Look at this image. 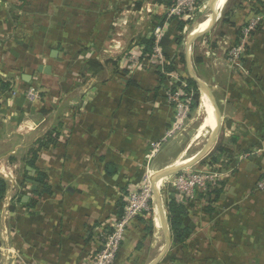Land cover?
<instances>
[{
    "label": "crops",
    "instance_id": "0c3cea01",
    "mask_svg": "<svg viewBox=\"0 0 264 264\" xmlns=\"http://www.w3.org/2000/svg\"><path fill=\"white\" fill-rule=\"evenodd\" d=\"M17 2L0 0V79L11 80V91L0 95V177L8 185L0 208V264H83L88 252L98 247L100 225L140 182L151 144L174 121L164 85L149 63L141 59V68L133 73L125 63V54L138 46V38H150L155 17L165 16L166 6L157 0H26L16 9ZM145 5L154 8L153 15L144 12ZM245 15L246 10L235 14L237 25ZM260 18L264 20V14ZM222 32L219 46L224 49L233 36L227 28ZM191 33L182 29L178 47L173 40L176 26H170L162 40L163 55H185ZM255 40L258 46L238 68L228 66L220 47L214 48L217 58L207 77L219 97L222 123L217 142L231 149L232 176L211 217L220 222L218 228L209 229V218L197 225L189 222L194 229L188 243L198 242L202 255L193 260L187 253L175 264H264V193L254 189L264 172V27ZM194 48L189 52L192 70L208 84V68L201 65L197 70L192 63ZM89 59L106 64L104 70L96 76L85 73ZM40 66L50 67V74L38 72ZM179 75L187 79V69ZM23 76L30 77L29 83ZM131 80L139 87L127 86ZM32 87L35 101L25 96ZM53 129L59 144L41 153L37 162L51 194L28 209L25 204L36 191H31V179L23 180L29 149ZM179 141L163 146L149 163L150 171L189 161L178 162L188 149L180 150ZM198 164L204 165L194 166ZM154 225L160 230L155 218ZM143 237L144 227L132 225L115 264L145 259ZM208 242L212 256L202 263L209 256Z\"/></svg>",
    "mask_w": 264,
    "mask_h": 264
},
{
    "label": "built area",
    "instance_id": "2783aa9c",
    "mask_svg": "<svg viewBox=\"0 0 264 264\" xmlns=\"http://www.w3.org/2000/svg\"><path fill=\"white\" fill-rule=\"evenodd\" d=\"M204 5L201 0H175L172 6L165 7L164 15L167 21L162 25L152 27L149 33V37L153 39L152 52L148 58L149 65L162 67L167 63L162 53L161 42L169 32L171 19L184 22L185 31L188 29L192 30L199 23L202 6ZM153 10L154 8L151 5H145L144 7V12L148 15H153ZM259 21V17L253 18L242 28L241 39L237 45L233 46L232 42L223 44L222 58H224V62L228 66L238 68L239 59L245 52V47L249 44L250 34L256 30ZM213 43L218 45L222 44L223 41L220 37L213 38V35L205 37L203 40L204 63L212 56H215V47H212ZM141 59H143V47L137 46L129 49L125 54V63L128 71L133 73L139 70L143 63ZM166 77L168 78L167 85L169 87L174 85V90H169L166 94V101L173 108V124L161 139L151 144L150 150L145 157V173L142 175L140 182L130 187L122 198L124 203L122 214L120 216L111 215L109 219H106L100 225L97 236L98 247L88 252L83 264H115L117 254L120 252L129 228L135 224L136 219H147L153 213L155 201L151 181L157 172L150 171L149 163L164 145L182 136L190 121L193 98V92L188 89L185 81H183L185 79L180 77L179 72L168 73ZM25 96L29 101H35L37 98L36 88L28 89ZM230 162L229 158L221 156L216 162L207 161L203 166L198 164L177 175L159 181L157 183L159 187L157 184H155V187L163 204H166L168 196L172 195L177 203L189 209L192 222L195 225L201 224L203 219L206 218L203 209L208 200L214 199V191L216 189L222 190V196H225L230 177L232 176ZM222 183H224V186H222ZM255 191L264 193V177L256 183ZM198 193L206 196V201L204 198L197 200ZM191 204L193 207L190 206ZM211 205L215 209L220 207L219 202ZM165 216L167 218L166 208ZM5 250L2 253V257L5 262H8L9 254Z\"/></svg>",
    "mask_w": 264,
    "mask_h": 264
},
{
    "label": "trees",
    "instance_id": "16d2710c",
    "mask_svg": "<svg viewBox=\"0 0 264 264\" xmlns=\"http://www.w3.org/2000/svg\"><path fill=\"white\" fill-rule=\"evenodd\" d=\"M175 0H157L158 3L163 4L166 7H170L173 5ZM230 1V2H229ZM228 1V7L222 11L221 18L218 21L219 26L222 28H227L231 35L233 36V41L232 45H237L239 40L241 39V30L242 28L247 25L253 18H260V15L262 16L264 14V0H250L249 3L246 4L245 0H229ZM15 8L16 9H21L24 4L26 3V0H18ZM245 3V4H243ZM226 4V5H227ZM246 10V15L242 19V22L240 25H237L236 22L233 20L235 13L239 11H244ZM12 20L15 22V17H11ZM156 21L155 26H159L165 23L167 19L165 16H160V17H155ZM169 20V19H168ZM171 26L175 27L176 26V31L177 34L174 36V43L176 46H180L183 37L181 36V31L185 27V23L181 21H177L174 19H171ZM263 27H264V20L260 18V21L256 27V30L250 34L249 37V44L245 47V52L242 54V56L239 59V63L245 64L248 61V58L253 54L255 48L258 46L256 43L255 37L257 38L259 35L263 33ZM217 35L219 37H223L224 33L217 32ZM205 37H208L207 35ZM255 40V41H254ZM138 46L143 47V59H145L146 62H148V58L150 57V54L152 52L153 48V39L152 38H138V41L136 42ZM162 45V42H161ZM212 47H215L214 43L212 44ZM167 63L163 65L162 67H155L153 65H150V69L152 70V74L155 75L157 78L158 82L160 84L164 85L163 88V96L166 100V94L169 90H174V85L168 86V78L166 77V74L171 73V72H180L181 69L185 71L186 68V61H185V55L184 53H176L173 52L171 55H168L165 53L163 55ZM193 62L196 66H200L203 62L202 57H197V54L194 53L193 56ZM111 65L116 66V61L109 62ZM249 63V62H248ZM106 65V64H105ZM105 65H102L100 62L89 59L86 64H85V73L90 74L91 76H96L100 72L104 70ZM35 71V69H32ZM81 77H84V75H80ZM11 80H6V79H0V95L2 96L3 94L10 92L11 91ZM187 87L189 90L193 92V98H192V104H191V113L197 110L198 107V102H199V93L197 86L195 83L187 78L185 80ZM127 86L131 87H139V85L136 84V81H128ZM172 108V106H171ZM173 110V108H172ZM42 114H46L47 111L45 109H40ZM58 131L57 129H53L49 132H47L42 138L38 139L29 149V157L28 160L26 161V166L30 167L35 171V176L30 177L28 176L27 172L25 171L23 180H32L37 183V189L33 193L34 198L30 199L29 201L26 202L25 206L28 209H32L36 206L38 199L43 196V195H50L51 194V188L48 183V177L47 175L38 168L37 162L40 158L41 153H43L46 150H49L52 147L57 146L58 143ZM215 148V147H214ZM213 151V150H212ZM221 156L227 157L230 159L231 157V149L222 143H218L216 148L214 149L213 153H209L204 159H202L199 163H205L207 161H210L211 163L216 162ZM264 177V172H262L261 177L259 180H261ZM258 182V181H257ZM7 181L0 177V208H1V203L3 201L4 195L7 190ZM222 186H224V183H222ZM255 189V188H254ZM125 189H123V192ZM214 199H210L206 202V206L203 209V212L206 215L205 219H208L212 222L210 225L209 229L213 232L215 229L218 228L220 225V222L215 220L214 218L212 219L211 217L213 214L215 215V208L212 207V203L219 202L222 198V190L216 189L214 191ZM204 198L206 201V196L202 195L201 193L197 194V200H200ZM20 200V199H19ZM193 207V205H190ZM124 207V203L122 200L117 202L116 205V211L112 213V215H117L120 216L122 214ZM13 207H10V210H12ZM166 213H167V221L169 225V230L170 234L172 237V244H171V251L175 249L177 250V253L175 254L169 253L165 258L163 259L162 263L163 264H168L170 261L175 264V262H181L182 260L180 259L182 256L186 257L187 253L190 255L189 257L193 260L197 259V254L199 257L202 255V249H199L200 246H198V242L195 240L189 242V235L191 234L189 225L192 222V216L189 214V209L187 207H184L177 203L174 197L172 195L168 196L167 202H166ZM190 222V223H189ZM135 223H139L144 227V237L142 242L146 239L145 235L149 236L151 229L153 228V223L152 220L147 218V219H142L138 218L136 219ZM142 242L138 243L137 249L140 248L142 245ZM211 244L210 242L207 243L205 251L209 255L208 257H205V260L202 263H206L208 259L212 256V251H211ZM211 253V255L209 254ZM196 254V255H195ZM195 255V256H194ZM178 256V257H176ZM195 258V259H194ZM142 262V261H141Z\"/></svg>",
    "mask_w": 264,
    "mask_h": 264
},
{
    "label": "rangeland",
    "instance_id": "374dc122",
    "mask_svg": "<svg viewBox=\"0 0 264 264\" xmlns=\"http://www.w3.org/2000/svg\"><path fill=\"white\" fill-rule=\"evenodd\" d=\"M201 1L205 5L202 6V11L200 14L199 23L197 25H195V27L192 29L193 34L204 31L208 27L209 21H210V16H211V11L217 12L218 7H219L222 0H216L215 3L213 4L212 8L208 7V5H207V3L209 2L208 0H201ZM228 1L229 0H226L224 2L225 4H223V5H225V6L224 7L222 6L221 11H223V9L225 10L228 7V4H229ZM245 1H246V4L250 2V0H245ZM243 4H245V3H243ZM220 18H221V16H220ZM220 18H219V20H220ZM233 20H234V18H233ZM222 29H224V27L222 28L221 26H219V23L217 22L215 24V26L212 28V30H210L207 34L203 35L201 38H199L197 41H195L193 43L194 46L192 45L191 47L197 46V49L194 48L193 53L195 52L197 54V57L198 56L202 57V60H203L204 59V57H203L204 50L203 51L199 50V44L202 46L203 40H204L206 35L207 36L213 35V38L219 37L217 35V32H221ZM188 30H191V29H188ZM220 38H222V37H220ZM218 45H220V44H218ZM216 46L217 45H215V47ZM195 49H196V51H195ZM202 49H203V46H202ZM220 49L222 51L224 50L222 47H220ZM216 58H217L216 55L212 56L208 61H205V63L202 62L201 65H204V67L208 68V70L206 69V73H204L205 74L204 78L207 80V82H208L207 85H209V87L212 89L215 100L218 103L219 97L216 96L217 94L214 92L213 85H212V83H210L209 77H207V75H209L208 72H211L212 68L214 69V67H212V66H213L214 60ZM192 63L194 64L193 61H192ZM195 68H197V70H198L199 66L195 65ZM198 72H203V71L200 70ZM201 95L202 94L199 93L198 109L191 113L190 121L187 124L185 131L183 132L182 136H180L176 139V141L180 139L179 145H178L180 150H183L184 148H186V146L188 147L186 153L178 161L180 163L182 162L183 159L190 160L193 156H195L198 152H200L203 149V147H205L207 141L209 140V138H210L209 136H211L210 132L212 131L213 127L209 123V120L207 119L206 105L203 102V99H206V98L204 96H201ZM218 105H219V103H218ZM202 134H203V138H202ZM193 138L196 140L195 142L193 141ZM217 144H218V142L215 143V145H214L215 148H216ZM214 147H213V151L215 149ZM213 151H211L210 153H213ZM164 155H166V154H164ZM164 203H165V200H164ZM163 205L165 207V204H163ZM154 216H157V219L159 221L158 212H157L155 205L153 207V213H151V215L149 216V219L152 220L153 228L151 229L149 236L145 235L146 239L144 240V248L146 249L147 256L145 259L142 260V263L140 262L138 264H148L163 250L164 241H163L162 233H161V230H159V229L157 230L154 226ZM159 225H160V223H159ZM163 259L161 260L160 264L162 263Z\"/></svg>",
    "mask_w": 264,
    "mask_h": 264
},
{
    "label": "water",
    "instance_id": "95a60500",
    "mask_svg": "<svg viewBox=\"0 0 264 264\" xmlns=\"http://www.w3.org/2000/svg\"><path fill=\"white\" fill-rule=\"evenodd\" d=\"M216 0H209L208 3V7L212 8L213 4L215 3ZM222 11H219L218 13L215 11H211V16H210V21H209V25L208 27L201 32L198 33H191L185 42V55H186V69H187V73H188V78L191 79L195 85L197 86L198 92L205 95L209 101V103L211 104L212 108H213V114H214V118H215V128L212 131V134L209 138V140L207 141L205 147H203V149L198 152L195 156H193L188 162L184 163V164H180V165H173V166H169L166 167L163 170L158 171L152 178V187H153V196H154V201H155V205H156V209L159 215V223H160V230L162 233V237H163V241H164V245H163V250L149 263V264H159L161 262V260L165 257V255L169 252L171 244H172V238H171V234H170V230H169V225H168V221L167 218L165 216V211L163 209V205H162V200L160 197V194L157 190V188L155 187V184H157L159 181L169 178L171 176L177 175L180 172L187 170L191 167H193L194 165H196L197 163H199L202 159H204L213 149L215 143L217 142L218 139V134L221 128V123H222V117H221V112L219 109V105L217 103V101L215 100V97L213 95V91L212 89L203 81H201L193 72L192 70V66H191V59H190V49L191 46L193 45V43L195 41H197L199 38H201L203 35L207 34L210 30H212V28L215 26V24L218 22L220 16H221ZM54 52L52 54V56H54ZM38 72L40 73H44L46 75L50 74V67H43L40 66L38 67ZM23 80L27 83H29L30 81V77L28 76H23ZM252 159H250L251 161ZM27 172L30 173V176H34L35 171L33 169H31L30 167L26 168ZM29 183L31 184V191H35L37 188V183L33 182V181H29ZM27 198H24V201H26ZM190 228V232L191 230L194 229V225L190 224L189 225Z\"/></svg>",
    "mask_w": 264,
    "mask_h": 264
},
{
    "label": "bare ground",
    "instance_id": "6f19581e",
    "mask_svg": "<svg viewBox=\"0 0 264 264\" xmlns=\"http://www.w3.org/2000/svg\"><path fill=\"white\" fill-rule=\"evenodd\" d=\"M219 7H218V9H219ZM217 12H218V10H217ZM201 96H204L206 98V99H203V102L206 105L207 119L209 120V123L212 125V127H213L212 131H213L214 128H215V125H216L215 118H214V114H213V108H212L211 104L209 103L207 97L205 95H203V94ZM212 131L210 132V135L212 134ZM184 163H186V162H184ZM184 163H182V164H184ZM157 186L159 187V184H157ZM154 218L156 219V221H158L157 216H154Z\"/></svg>",
    "mask_w": 264,
    "mask_h": 264
}]
</instances>
